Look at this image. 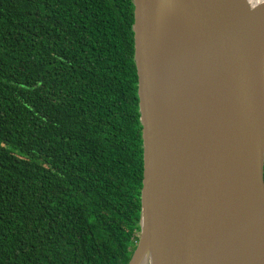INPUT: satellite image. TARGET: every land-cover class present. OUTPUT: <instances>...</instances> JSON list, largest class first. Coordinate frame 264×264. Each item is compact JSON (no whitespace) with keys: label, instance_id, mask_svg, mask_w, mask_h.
<instances>
[{"label":"trees","instance_id":"16d2710c","mask_svg":"<svg viewBox=\"0 0 264 264\" xmlns=\"http://www.w3.org/2000/svg\"><path fill=\"white\" fill-rule=\"evenodd\" d=\"M133 0H0V264H128L143 137Z\"/></svg>","mask_w":264,"mask_h":264},{"label":"water","instance_id":"95a60500","mask_svg":"<svg viewBox=\"0 0 264 264\" xmlns=\"http://www.w3.org/2000/svg\"><path fill=\"white\" fill-rule=\"evenodd\" d=\"M143 137L128 264H264V0H133Z\"/></svg>","mask_w":264,"mask_h":264},{"label":"bare ground","instance_id":"6f19581e","mask_svg":"<svg viewBox=\"0 0 264 264\" xmlns=\"http://www.w3.org/2000/svg\"><path fill=\"white\" fill-rule=\"evenodd\" d=\"M249 1L256 2L258 0H249ZM261 64H262L261 77H263V81H264V49H263L262 56H261Z\"/></svg>","mask_w":264,"mask_h":264}]
</instances>
